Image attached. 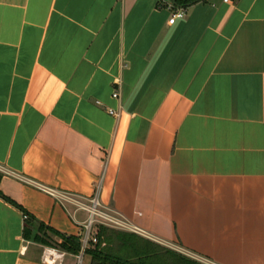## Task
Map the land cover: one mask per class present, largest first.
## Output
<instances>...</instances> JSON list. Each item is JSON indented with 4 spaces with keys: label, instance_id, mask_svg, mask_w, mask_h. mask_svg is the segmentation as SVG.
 <instances>
[{
    "label": "crops",
    "instance_id": "0c3cea01",
    "mask_svg": "<svg viewBox=\"0 0 264 264\" xmlns=\"http://www.w3.org/2000/svg\"><path fill=\"white\" fill-rule=\"evenodd\" d=\"M0 191L66 235L96 197L107 227L264 264V0H0ZM24 219L0 196V264L89 263Z\"/></svg>",
    "mask_w": 264,
    "mask_h": 264
},
{
    "label": "trees",
    "instance_id": "16d2710c",
    "mask_svg": "<svg viewBox=\"0 0 264 264\" xmlns=\"http://www.w3.org/2000/svg\"><path fill=\"white\" fill-rule=\"evenodd\" d=\"M196 0H174L178 6H185ZM0 196L22 210L25 215L22 235L25 240L53 247L78 255L82 249L81 237L66 235L36 220L21 205ZM95 241L89 240L83 255L89 257L88 264H202L169 247L132 232L122 231L105 225H97Z\"/></svg>",
    "mask_w": 264,
    "mask_h": 264
},
{
    "label": "built area",
    "instance_id": "2783aa9c",
    "mask_svg": "<svg viewBox=\"0 0 264 264\" xmlns=\"http://www.w3.org/2000/svg\"><path fill=\"white\" fill-rule=\"evenodd\" d=\"M226 3L234 2L237 0H223ZM184 16V13L181 9H177L172 12L171 18L168 20L169 23H173L175 18H181ZM113 97H118V91H114L112 94ZM109 114L114 115L115 117H118L120 114L119 110H114V109H108ZM82 208H84L86 211L89 213V217L87 222L84 225V232L83 236L85 237L86 240H93L95 241L94 238V229H92L93 225L95 223H99L105 226H115V227H125L123 223L120 221L116 220L115 218L109 216L105 212L99 210V203L96 199V197H93L90 199L88 205H81ZM98 217L99 219H97ZM83 250L84 248L82 247L80 253L77 255L78 261L81 262V256L83 255ZM61 258H62V253H59L55 251L54 249H47L46 251V261L49 264H61Z\"/></svg>",
    "mask_w": 264,
    "mask_h": 264
},
{
    "label": "rangeland",
    "instance_id": "374dc122",
    "mask_svg": "<svg viewBox=\"0 0 264 264\" xmlns=\"http://www.w3.org/2000/svg\"><path fill=\"white\" fill-rule=\"evenodd\" d=\"M95 224L93 225L92 229H94ZM81 237V243H82V247L85 248L89 245V239L85 241V237L83 235L80 236Z\"/></svg>",
    "mask_w": 264,
    "mask_h": 264
}]
</instances>
